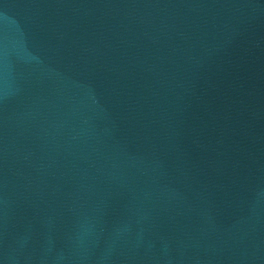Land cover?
<instances>
[{
	"label": "water",
	"instance_id": "obj_1",
	"mask_svg": "<svg viewBox=\"0 0 264 264\" xmlns=\"http://www.w3.org/2000/svg\"><path fill=\"white\" fill-rule=\"evenodd\" d=\"M0 264H264V0H0Z\"/></svg>",
	"mask_w": 264,
	"mask_h": 264
}]
</instances>
